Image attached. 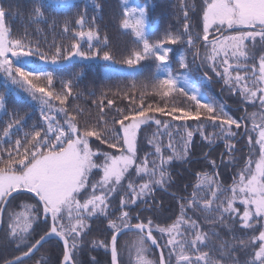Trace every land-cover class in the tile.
I'll return each mask as SVG.
<instances>
[{"label":"snow or ice","instance_id":"6c2138e0","mask_svg":"<svg viewBox=\"0 0 264 264\" xmlns=\"http://www.w3.org/2000/svg\"><path fill=\"white\" fill-rule=\"evenodd\" d=\"M76 7L71 0H32L28 26H49V17H53L50 26L54 27L56 15L67 16ZM92 7L102 10L97 0H92ZM180 10L184 20L181 31H166L153 41L148 3L139 8L125 6L121 27L134 37L137 47L117 60L109 49L108 38L101 39L95 23L97 16L91 17V25L85 30L87 7L77 13L74 21L79 26L73 32L75 42L66 51L56 46L49 53L42 51L38 43L33 46L27 38V26L23 35L13 38L7 22L12 14L0 5V72L10 81L6 90L16 94L22 91L37 101L42 120L20 139L13 140L25 126L23 118L16 110L9 114L6 97L0 95V112L9 116L0 129V144L12 145L0 147V233L22 252L4 264H24L25 258H30L50 238L62 242L61 264H78L76 251L82 247L90 230L88 221L93 217H104L110 229V239L90 242L110 251V264H120L118 236L125 231L139 234L133 245L136 264H264V0H201L199 5L180 0ZM196 27L200 31L196 32ZM72 31L66 22L63 32ZM82 40L87 41V50L81 48ZM181 44L186 49L176 62L182 71H174L170 63L174 51L171 46ZM32 57L52 65L71 61L73 57L82 61L99 59L107 62L103 68L106 76L133 79L148 70L149 66L142 62L152 61L155 63L152 95L163 103L145 104L146 93L137 98L128 95L127 89L118 90L113 96L126 98L129 106L116 109L118 118L109 127L104 119L105 108L113 106L115 99L102 93L96 101L101 113L96 123L81 124L78 116L83 109L77 106L70 111L69 98H79L74 95V80H81L83 73L61 79L57 90L53 71L27 66L28 58ZM204 68L207 71L203 72V80H212L210 71L230 93L258 110L248 113L245 109L244 116L235 118L224 105L205 101L204 92L192 79L194 72ZM135 88L133 83L132 89ZM176 95L186 97L192 106H170L168 101ZM157 113L170 119L157 118ZM190 120L199 122V128L211 123L229 141L239 135L236 130L243 128L250 154L227 186L216 171L198 174L193 192L180 203V213L170 223L162 226L152 219L145 222L137 215L138 222L133 224L130 206L138 207V201L147 204L156 187L164 188L171 182L168 166L187 157L194 134L187 124ZM152 124L165 130L185 128L183 149L176 151L172 133L168 131L167 148L171 155L165 156L160 143L149 140L154 153L139 156L140 130ZM201 135L209 143L214 142L202 131ZM92 138L107 149L100 146L94 149ZM253 146H258L255 154H251ZM113 149L114 152L110 151ZM235 151V144L226 143L229 164L233 166ZM210 164L216 168V161ZM25 197L34 203L20 205L22 211L8 212L14 201ZM113 197L118 198V216L111 211ZM189 212L193 215H188ZM38 223L45 224L46 231L32 242L34 225ZM154 232L165 237L167 248V256L161 249L155 261L150 258L148 248L149 242L159 247Z\"/></svg>","mask_w":264,"mask_h":264},{"label":"trees","instance_id":"16d2710c","mask_svg":"<svg viewBox=\"0 0 264 264\" xmlns=\"http://www.w3.org/2000/svg\"><path fill=\"white\" fill-rule=\"evenodd\" d=\"M97 2L102 5V10L100 11L94 10L92 3H86L83 1L74 2L73 4L77 5V7L67 16L60 14L54 17V27L50 26L53 17H49V26L44 24L28 26L32 0H0V5L4 6L6 11L12 14L7 22L13 30V38L23 35L25 26H27V38L32 41L33 46L38 43L42 51L49 53L54 51L56 46H60L66 51L71 44L75 42L73 32L78 30L79 26L75 25L74 21L77 18V13L84 11L87 7L85 30L91 25V17L97 16L95 23L99 27L101 39L105 36L108 38L109 49L113 52L117 60L125 55L129 49L137 47V45L133 42L134 37L130 34V32H126L121 27V20L123 19V10L125 6L139 8L144 6L146 2L148 3L149 31L152 34L150 38L153 41L163 36L166 31L176 33L180 32L184 23L180 10V0H127V5L125 4V0H97ZM188 2L199 5L201 0H188ZM189 16L192 17L193 13L190 12ZM100 17H102V19ZM66 22L69 24V28L73 30L72 32H63V25ZM189 22L193 24L195 23L193 20H190ZM36 28H39L40 31H36ZM195 31H200L199 27H196ZM93 44L96 45L97 42H94ZM171 47L174 49L173 53L170 54L171 66L174 71H182L176 60L179 55L185 51L186 46L181 44L172 45ZM81 48L83 50H87V43L81 44ZM34 58L35 60L38 59L36 57ZM105 65L106 62L83 63L74 61L62 67L39 65L28 67L53 71L54 75L57 77V90L60 89L59 81L61 79H72L73 75L77 72L83 73V78L81 80H74V95L78 94L79 98L75 100L71 97L69 98L70 111L77 106L83 109V114L78 116L81 124H84L85 122L90 124L96 123L98 117L101 115L99 108L96 106V101L100 99L102 93H107L109 99H115V104L113 106L105 108L104 119L109 122V127L112 126V120L114 118H118L116 109H127L129 106V101L126 98H117L113 96V93L118 90L127 89L128 95L137 98L142 92L146 93L145 104L163 103L158 97H154L152 95V85L155 82L153 79L155 74L154 62H142V65H148L149 68L143 75L135 79L131 76H106L103 72ZM117 67H121V65H117ZM58 69H63V71H57ZM204 71V69H201L199 72H194L192 79L193 82L196 83L197 86L201 87L204 92L205 101L214 100L216 103L224 105L225 110L235 118L244 116L246 114L245 109L249 112L248 107L243 106L238 95L228 93V88L221 79L212 78L211 81L203 80L202 76ZM133 83L136 85L135 89H132ZM92 93H95V95H92ZM0 95H4L6 97V107L9 114H12L13 110H16L18 115L23 118L22 122L25 126L21 132L12 137L13 140L20 139L25 131H31L32 125L42 123L40 108L38 105L25 99H19L14 93L6 90V84L3 82H0ZM138 103L139 100L137 99V104ZM168 103L170 106L171 104H176L177 106L182 105L185 107L192 106V102L182 95H176L174 98L170 99ZM155 115L157 118L162 120L170 119L169 117H161L158 113ZM8 119L9 116L4 115L3 113L0 117V129L3 128ZM173 123L181 124L183 122ZM187 124L190 126L189 130H192L194 133L191 143L188 145V155L185 160H174L173 163L168 166V171L172 180L165 185L164 188L156 187L154 191L156 201L153 203V210L150 212L145 211L141 215L142 218H145L146 222L148 220V213H152L154 215L152 220L155 224H160L162 226L166 223H170L174 218H176L180 213V203L186 201L187 199H185V196H190L193 192L195 185L198 182V174L200 173L207 172L212 174L216 171L219 173V180L222 181L225 186L231 184L235 170L238 169L239 166L238 163H235V166L229 164V156L224 154L226 143L231 142L237 146L238 150L236 153L234 152V158L238 159L243 156L245 160V158L249 155V150L246 148L245 143L247 138L245 135L243 136V128H241L242 132H240L237 137L229 141L227 137H222L220 129L213 126L211 123H206L202 128H199V122L194 120L188 121ZM116 127L118 128L119 126L116 125ZM13 131L15 132V129H13ZM168 131L172 133L171 142L173 147L176 151L181 150L182 144H184L183 138L185 137V128H169L168 130H165L163 127L157 128L155 124H152L151 126L143 127L140 131L138 139V155L142 157L146 153H154L153 146L148 143L149 140L159 142L164 150L165 156L171 155V150L167 148L169 136L166 133ZM201 131L204 136H208L210 140L212 139L214 142L209 143V140H205L201 135ZM0 135H2V132H0ZM11 146V142L0 144V147L3 148H10ZM97 146L107 149L106 145H99V142L95 141V138H92V147L95 149ZM110 151L114 152L115 150L113 149ZM207 154L208 156H206ZM223 154L224 156L221 160V156ZM153 158L155 157L150 156V159ZM212 160L216 161L215 169H213L210 164V161ZM96 178L98 179L99 177L97 176ZM148 198H153V194ZM117 203L118 198L113 197L111 202V211L116 212V216L119 215V212L116 211ZM137 203L139 205L138 207L136 205H132L128 209L131 212V215L135 212L136 214L140 213V209L144 206L141 201H138ZM188 215H193V213L189 212ZM113 218H115V216H113ZM89 222L90 230L88 235L85 237L86 240H89L90 242L97 239H110V229H108L107 221L104 217H93L90 221H88V223ZM38 229L40 230V233L37 234V239H39V237L46 231V225L43 223L40 225L39 223ZM157 234L160 236L159 233ZM3 235L4 234L2 233L0 236V245H2L1 241ZM125 238L126 235L118 242V252L120 242ZM159 238L165 245V237L160 236ZM164 245L163 248L165 255L167 256V248H165L166 246L164 247ZM84 246L88 247L85 252L93 253L94 250L91 249V243ZM78 250L80 251V249ZM62 252L63 248L59 243L48 242L40 249L34 258L26 261V263L28 264L40 259L41 257H46L47 262L45 264H60L62 260ZM97 256L99 257V255ZM92 260H89L88 258L89 262ZM103 260L104 263L110 264V252L106 254V257H104ZM0 264H4V260L1 258Z\"/></svg>","mask_w":264,"mask_h":264},{"label":"rangeland","instance_id":"374dc122","mask_svg":"<svg viewBox=\"0 0 264 264\" xmlns=\"http://www.w3.org/2000/svg\"><path fill=\"white\" fill-rule=\"evenodd\" d=\"M80 1H83V2H86V3H92V0H71V3L80 2ZM94 42H96V41H93L92 43H94ZM80 43L81 44H84V43H87V41L86 40H82V41H80ZM201 50L203 51L202 48H201ZM74 61H79V62H83V63H89V62H104V61L99 60V59L94 60V61H82L79 57H73L71 61H64V62L58 63L56 65H52L50 63H46V62L40 61L39 59H36L35 60V58L32 57V58H28V60H27V66H36V65L38 66L39 65V66L62 67V66H65L67 64H70V63H72ZM204 70L207 71V68H204ZM208 74L212 78L220 79L219 77H216L210 71L208 72ZM0 82L5 83L6 85H10V81L7 80V77L2 72H0ZM228 93L229 94H232V93L229 92V90H228ZM14 94L19 99H25V100H28V101H31V102L37 104L38 107L40 108V104L37 101H32L27 96L26 93H24V92L21 91L18 94H16V93H14ZM232 95H235V94H232ZM239 99L242 102V104H243L244 107H248V110H249L248 113H251V112H254V111H257L258 110L257 107H253V106H250L248 104H245L242 101L241 97H239ZM2 114H3V112H0V117L2 116ZM143 127H145V126H142V128ZM249 127H251L250 123H249ZM142 128H141V130H142ZM236 131H238L239 133L242 132L241 129L236 130ZM139 135H140V133H139ZM138 139H139V136H138ZM233 139L234 138H232L231 140H233ZM138 142H139V140H138ZM245 143H246V148L249 150V146H248V143H247V139H246V142ZM183 147H184V144H182V149H183ZM257 147L258 146H253L252 153L251 154H255V151H256V148ZM181 150H178L177 152H180ZM249 154H250V150H249ZM185 159H183V160H185ZM180 161H182V160H180ZM235 162L238 163V166L239 167H241L243 165V162H244V157L241 156L238 159L235 158ZM239 167H238V169H239ZM238 169H236L235 172L238 171ZM25 203H34V201L28 200L26 197L25 198H21L19 201H14L12 203L11 207L8 208V212L22 211V208L20 207V205L25 204ZM6 219H7V216H5V220ZM40 225H41V223H40ZM34 227H35V231L33 233V240H32V242H35V240L37 239V234L40 233V230L38 229L39 228V223L37 225H34ZM137 237H138L137 234H128V235H126V238L120 242V247H119L120 264H136V252H135V248L133 247V245H134V242L137 240ZM90 242H89V240H88V242L86 240H84L82 247L78 248L81 251L80 254L83 257L89 258V260H92L93 259L91 262H89V264H106V263H104V260L103 259H104V257H106V254H108L109 251L106 250L105 248H98V247H94L92 245L91 249L94 250L93 253H91V252H85L86 248L88 249V247L87 246H84V245L89 244ZM1 243H2V245H0V247H1V249H0V258L2 260H4V261L5 260H11L15 256H19V255L22 254L21 251H18L17 250V248H16V246L14 244L9 243L5 239V235L2 236ZM3 245H5V246H3ZM162 245H164V243ZM164 247H165V245H164ZM81 248H83V249H81ZM148 248H149L150 258L153 261L157 260L158 259L157 254H155L151 250V248H150L149 245H148ZM24 250H26V249H24ZM97 255H99V257ZM99 258H102V259H99ZM46 262H47V258L46 257H41L40 259H37L34 262H31V263H28V264H45ZM24 264H27V263L25 262Z\"/></svg>","mask_w":264,"mask_h":264},{"label":"flooded vegetation","instance_id":"af4514ba","mask_svg":"<svg viewBox=\"0 0 264 264\" xmlns=\"http://www.w3.org/2000/svg\"><path fill=\"white\" fill-rule=\"evenodd\" d=\"M226 148V147H225ZM237 146H236V151H235V153L237 152ZM235 153H233V154H235ZM155 192H153V198H148L147 199V204H145V203H143L144 204V206L140 209V213H137L136 214V212L134 213V214H132V223L133 224H135V223H137L138 221H137V219H136V217H137V215H139V219L140 220H143V221H145L146 222V220H145V218H142V214H143V212H145V211H148V212H150V211H152L153 209V206H154V201H156L155 199ZM190 196H185V199H188ZM153 214L152 213H148V217H147V219H152L153 218ZM90 221V220H89ZM89 224H90V222H89ZM129 234H137V235H139L138 233H129ZM128 235V234H127ZM154 235H156V237H157V240H158V242H159V245H160V247L164 250V248H163V241L162 240H160V236L157 234V233H155L154 232ZM123 237H121L119 240H118V242L122 239ZM84 240H86V238L84 239ZM87 242H88V240H86ZM52 242H57V243H59L58 241H56V240H54V241H52ZM60 244V243H59ZM149 246H150V244H148ZM150 248H151V250L155 253V254H157V257H159L158 256V253H157V251L155 250V249H152V247L150 246ZM119 255H120V253H119ZM166 256V255H165ZM76 260H77V262H78V264H88V258L87 257H83L81 254H80V251L79 250H77L76 251ZM61 264V263H60Z\"/></svg>","mask_w":264,"mask_h":264},{"label":"water","instance_id":"95a60500","mask_svg":"<svg viewBox=\"0 0 264 264\" xmlns=\"http://www.w3.org/2000/svg\"><path fill=\"white\" fill-rule=\"evenodd\" d=\"M243 135H244V130H243ZM212 150V149H211ZM210 152V151H209ZM209 152H208V154H209ZM208 154L206 155V156H208ZM129 233H137L136 231H125V232H122L121 234H120V236H118V240L121 238V237H123L124 235H126V234H129ZM1 234V233H0ZM54 240H56V241H58L61 245H62V242L61 241H59L58 239H56V238H50L49 240H47L46 242H42V246H40L39 247V249L37 250V251H35L33 254H32V256L30 257V258H25V262L27 261V260H30V259H32L39 251H40V249L45 245V244H47L48 242H51V241H54ZM149 244H150V242H149ZM150 246L152 247V249H155L156 251H157V253H158V256H159V254H160V251H161V247H160V245H159V247H157V246H153V245H151L150 244ZM111 257V256H110Z\"/></svg>","mask_w":264,"mask_h":264},{"label":"bare ground","instance_id":"6f19581e","mask_svg":"<svg viewBox=\"0 0 264 264\" xmlns=\"http://www.w3.org/2000/svg\"><path fill=\"white\" fill-rule=\"evenodd\" d=\"M224 154H226V149H225V153ZM224 154L221 156V158L224 156Z\"/></svg>","mask_w":264,"mask_h":264}]
</instances>
